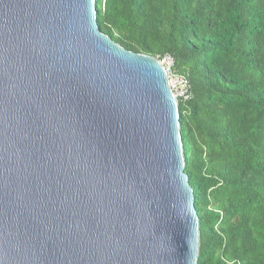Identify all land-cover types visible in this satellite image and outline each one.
Segmentation results:
<instances>
[{
  "label": "water",
  "instance_id": "water-1",
  "mask_svg": "<svg viewBox=\"0 0 264 264\" xmlns=\"http://www.w3.org/2000/svg\"><path fill=\"white\" fill-rule=\"evenodd\" d=\"M96 0H0V264H196L178 103Z\"/></svg>",
  "mask_w": 264,
  "mask_h": 264
},
{
  "label": "trees",
  "instance_id": "trees-1",
  "mask_svg": "<svg viewBox=\"0 0 264 264\" xmlns=\"http://www.w3.org/2000/svg\"><path fill=\"white\" fill-rule=\"evenodd\" d=\"M100 31L170 54L184 170L199 225L196 264H264V0H96Z\"/></svg>",
  "mask_w": 264,
  "mask_h": 264
},
{
  "label": "built area",
  "instance_id": "built-area-1",
  "mask_svg": "<svg viewBox=\"0 0 264 264\" xmlns=\"http://www.w3.org/2000/svg\"><path fill=\"white\" fill-rule=\"evenodd\" d=\"M163 65L167 77L170 89L178 102H184L191 98L190 84L187 78L179 73H176L173 69L174 60L170 54H164L163 56H156Z\"/></svg>",
  "mask_w": 264,
  "mask_h": 264
}]
</instances>
